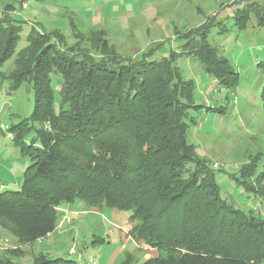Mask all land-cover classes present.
I'll list each match as a JSON object with an SVG mask.
<instances>
[{
  "label": "trees",
  "instance_id": "1",
  "mask_svg": "<svg viewBox=\"0 0 264 264\" xmlns=\"http://www.w3.org/2000/svg\"><path fill=\"white\" fill-rule=\"evenodd\" d=\"M238 11L239 28L246 29L253 12L264 27V10ZM213 20L183 36L184 53L199 59L221 87L236 91L239 74L209 42ZM21 24L0 16V80L12 91L28 86L35 97L32 115L10 129L30 165L19 190L0 193L2 229L20 243L43 240L57 229L59 209L81 202L130 213L129 236L158 252L142 264H264V220L222 196L214 170L188 141L196 124L190 110L200 106L196 83L176 65L180 54L153 60L160 44L123 58L108 53L105 39L102 59L79 58L60 47L63 34L33 28L15 70L4 74ZM53 76L62 79L59 92ZM262 101L264 111V87ZM262 159L258 154L233 179L264 198L250 183L264 182ZM43 257L35 264L73 263Z\"/></svg>",
  "mask_w": 264,
  "mask_h": 264
},
{
  "label": "rangeland",
  "instance_id": "2",
  "mask_svg": "<svg viewBox=\"0 0 264 264\" xmlns=\"http://www.w3.org/2000/svg\"><path fill=\"white\" fill-rule=\"evenodd\" d=\"M119 1L0 0V16L10 14L22 22L23 29L16 54L4 64L1 72L9 75L15 70L18 53L27 47L28 36L33 28L40 32L63 34L64 43L60 47L79 58L82 54H88L102 59L105 53L101 44L105 39L108 40L109 54L134 58L138 49H143L151 39L146 40V36L141 39L142 31L149 26L145 14L137 18L134 34L138 40L130 43L127 40L132 38L128 35L130 25L127 27L124 24L121 29H114V32L103 31L104 35L97 33L99 30H94L89 25L99 21L100 16L95 17L96 12L101 11L105 4H110L108 12H121L118 10ZM141 2L135 4L139 9L132 12H165L150 23V27L161 24L162 31L159 35L166 37L161 38L165 42L155 52L153 60H161L173 52L180 54L176 65L186 80L196 83L195 104L200 108L190 110L196 124L189 130V143L196 147L198 156L206 160L214 170L222 196L238 209L253 212L264 220V198L238 188L233 179L240 175L243 165L258 154H263L260 162V171H263L264 27L259 25L255 12L246 29L236 25L235 16L239 8L246 10L259 7L264 10V0ZM84 19L88 21L85 22ZM209 20L214 22L209 34L210 44L219 50L220 55L230 62L232 70L239 74L236 91L221 87L213 75L203 70L199 59L184 53L186 42L183 36ZM191 37L193 36H189V39ZM147 50L149 48L144 52ZM53 83L59 92L62 87L61 77L53 76ZM56 104H60L58 93ZM34 107L32 88L23 86L12 91L8 80H0V193L17 191L22 187L30 161L16 148L10 129L28 119ZM210 108L212 109L209 110ZM32 137L33 134L29 138ZM250 183L253 184L251 188L264 193V182L250 179ZM75 206L79 207L78 212L72 213L64 206L59 209L57 228L65 230H60L43 244L37 243L38 241L20 243L0 227V264H35L42 262L38 260L42 256L45 261L64 260L71 261L72 264H110L112 257V264H142L158 256V253H150L151 250L143 243H138L129 236V212L89 208L81 202L75 203ZM124 234L126 239L130 237V243H126ZM61 262L56 264H67Z\"/></svg>",
  "mask_w": 264,
  "mask_h": 264
},
{
  "label": "crops",
  "instance_id": "3",
  "mask_svg": "<svg viewBox=\"0 0 264 264\" xmlns=\"http://www.w3.org/2000/svg\"><path fill=\"white\" fill-rule=\"evenodd\" d=\"M141 1L142 0H126V2L124 3L123 0H120L119 1L120 5L118 7V10H120L121 12H112V13L108 12L111 9L110 4H105L103 6V9H101L102 12L101 11L96 12L95 17L97 15H99L100 16L99 21L94 22V24L89 23V25L94 30L98 29L99 31H107V32H114V29H116V28L121 29L124 24L127 27H128V25H130L131 26V27H129L130 33H128V35L131 36L132 38L127 39L128 42L130 43L131 41L133 42L134 40H138L135 38V34H134L135 29H136L135 26L137 25V21H138L137 18L139 17V15L142 16V14H145V18L147 19L149 26L146 27L145 31H142L141 39L145 36H146V40H148L150 38L151 39H150V41L145 43L146 45L143 49H138L139 51H137V53H135V57H139L142 53H144V50L146 48L150 49L151 47H153L155 45H160V44L165 42V40L161 39V38H166L164 36L159 35L160 31H162L161 30L162 29L161 24H157L156 27H150V23L152 21L156 20L157 18H159L160 16H162L163 14H165V12H132L136 9H139V6L138 5L136 6L135 4H139V2H141ZM126 3H129V4L127 5ZM132 3H133V5H132ZM141 3H143V2H141ZM114 4H116V2ZM142 6L144 7V4ZM118 15H122V16H118ZM87 21L88 20H85V22H87ZM90 21L91 20L89 19V22ZM152 36H154V37H152ZM80 207H83V206H80ZM64 208L68 209L69 211H71L73 213V212H78L77 208H79V207H76L74 204V205H64ZM67 225L69 226V224H67ZM60 230L63 231V230H65V228L63 230H62V228L61 229L57 228L54 233L50 234L48 237L41 240L40 242L38 241L37 243L43 244L44 241H46L48 238H51L53 235H56ZM123 236H124V239L126 240V243H130V241H131L130 237H129V239L128 238L126 239L125 234ZM150 253L156 254L158 252L156 250H151ZM112 263H113V257L110 260V264H112Z\"/></svg>",
  "mask_w": 264,
  "mask_h": 264
},
{
  "label": "built area",
  "instance_id": "4",
  "mask_svg": "<svg viewBox=\"0 0 264 264\" xmlns=\"http://www.w3.org/2000/svg\"><path fill=\"white\" fill-rule=\"evenodd\" d=\"M1 189H4V187H1Z\"/></svg>",
  "mask_w": 264,
  "mask_h": 264
}]
</instances>
